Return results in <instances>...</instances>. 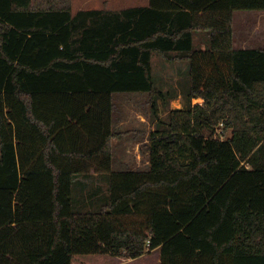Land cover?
<instances>
[{"label": "trees", "instance_id": "obj_1", "mask_svg": "<svg viewBox=\"0 0 264 264\" xmlns=\"http://www.w3.org/2000/svg\"><path fill=\"white\" fill-rule=\"evenodd\" d=\"M237 9L264 0H0V264L156 248L159 264H264V48L233 46ZM154 53L189 63L185 106L170 108ZM124 91L150 95L149 167L74 166L114 156Z\"/></svg>", "mask_w": 264, "mask_h": 264}, {"label": "rangeland", "instance_id": "obj_2", "mask_svg": "<svg viewBox=\"0 0 264 264\" xmlns=\"http://www.w3.org/2000/svg\"><path fill=\"white\" fill-rule=\"evenodd\" d=\"M149 0H73L75 9L78 8H112L119 9L129 6L146 5ZM262 11V12H260ZM260 12V13H258ZM261 21L264 23V10L257 9H237L233 13V26L235 31L236 41L241 38L247 39L246 44L252 46V41L258 42V35L254 21ZM253 27V28H251ZM204 38L203 34L197 37L196 44H200ZM199 47H207L206 43L202 42ZM154 75L156 84L172 94L175 90L177 93L183 91L185 86L189 84V63L186 61L169 62L162 58L161 55L154 53L153 55ZM194 100L193 102H199ZM186 105V103H185ZM183 97H178L170 101V108L185 106ZM115 106V130L122 132L120 141H116L113 145L114 156L111 159L105 155L98 158V160L83 161L78 160L74 166L81 169H87L92 173H97L104 170L110 165V168L117 170L127 169H147L149 167V149L151 145L150 134L155 129L156 122L151 119L150 101L148 94L143 93H119L114 95ZM162 117H165L169 111L168 107H160ZM144 119V120H143ZM219 131L224 138L231 135V130ZM124 132V134H123ZM220 136L218 132L215 133ZM109 159V160H108ZM109 161V162H108ZM100 184L104 187L106 192V183L103 181L90 182L84 190H93ZM88 185V184H87ZM82 188L78 187V199L82 197ZM86 196V193L85 195ZM81 199V198H80ZM96 204V203H95ZM95 204L85 199V208L95 206ZM82 205V203H81ZM160 249L156 248L150 250L143 257L137 259L119 258L117 261L105 262L103 264H159L160 263ZM102 255L95 254H77L73 260V264H102L94 262L95 257ZM92 260V261H91Z\"/></svg>", "mask_w": 264, "mask_h": 264}, {"label": "crops", "instance_id": "obj_3", "mask_svg": "<svg viewBox=\"0 0 264 264\" xmlns=\"http://www.w3.org/2000/svg\"><path fill=\"white\" fill-rule=\"evenodd\" d=\"M148 3H149V1H148ZM146 5H148V4H146ZM138 6H144V5H138ZM92 8V7H91ZM94 8H96V7H94ZM103 8V7H102ZM125 8V7H124ZM73 9H74V12H77L78 10H80V9H90V8H87V7H83V8H78V9H75V7H74V5H73ZM105 9H112V8H105ZM119 9H122V8H119ZM113 10H117V9H113ZM235 12V11H234ZM260 12H262V11H260ZM260 12H258V13H260ZM253 25H255V28H256V33H257V35H258V42L257 41H255V40H253L252 42L253 43H255V44H253L252 46H248L247 44H246V42H247V39L245 38V39H243V38H241V40L240 41H236V39H235V31H234V33H233V46L235 47V48H251V47H261V48H264V23L263 22H261V21H254V24ZM251 28H253V27H251ZM233 29H234V26H233ZM203 43H206V42H204L203 41ZM119 93H143V94H148V96H149V101H150V95H149V93L148 92H146V91H124V92H115V93H113V104H114V95L115 94H119ZM176 96L174 97V98H172L171 100H175L176 98H178V97H183L182 96V93L181 92H179L178 94H175ZM200 100V101H203V98H194V100ZM170 100V101H171ZM193 100V101H194ZM199 101V102H200ZM195 103V102H194ZM179 107H183V106H179ZM174 108H176V107H174ZM144 120V119H143ZM114 121H115V106H114V111H113V130L116 132V131H118V130H115V126H114ZM119 132V131H118ZM121 132V131H120ZM123 134H124V132H123ZM123 136V135H122ZM122 136L121 137H119V138H115L114 140H113V142H112V145H115V143H116V141H120L119 139H121L122 138ZM95 255H102V256H97V257H95L96 259H93V261L94 262H99V263H105V262H111V261H117L119 258H129V257H127V256H124V255H111V254H95ZM144 255H146V253L145 254H143L142 256H140V257H143ZM138 258V257H137ZM137 258H129V259H133V260H135V259H137ZM92 261V260H91Z\"/></svg>", "mask_w": 264, "mask_h": 264}]
</instances>
